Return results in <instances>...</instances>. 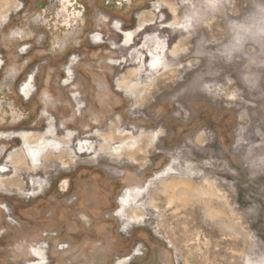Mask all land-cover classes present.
Listing matches in <instances>:
<instances>
[{"label": "rangeland", "instance_id": "obj_1", "mask_svg": "<svg viewBox=\"0 0 264 264\" xmlns=\"http://www.w3.org/2000/svg\"><path fill=\"white\" fill-rule=\"evenodd\" d=\"M47 129L0 187V264H264V0H0L1 178Z\"/></svg>", "mask_w": 264, "mask_h": 264}, {"label": "bare ground", "instance_id": "obj_2", "mask_svg": "<svg viewBox=\"0 0 264 264\" xmlns=\"http://www.w3.org/2000/svg\"><path fill=\"white\" fill-rule=\"evenodd\" d=\"M169 4V3H168ZM169 10L171 12V14H173V22L174 24L179 22L177 16H176V7L175 6H172L170 5L169 6ZM143 21L146 22V19L143 18ZM145 25V24H144ZM143 27V25L141 26V28ZM144 30V29H143ZM142 29L141 30H136V33L134 35H138L139 33H137V31H143ZM132 35V37L134 36L133 34H130V36ZM130 36H126V38H130ZM131 40H133V38H131ZM159 41H161V39H159L158 37L156 36H145L144 38V41H143V44H142V47H144V49H146L147 51V54L149 55V58H150V61L152 59V56H156L157 58H160L161 57V52H162V48H159L160 47V43ZM181 43V42H180ZM129 46V45H128ZM177 44L174 45L173 47V51H172V54H175L177 52V49L176 48ZM180 50V49H179ZM134 52V51H133ZM166 52L163 53V55H165ZM161 60V58L159 59V61ZM157 61V62H159ZM150 63V62H149ZM151 64V63H150ZM142 68V67H141ZM139 70V69H138ZM9 73V72H8ZM137 72H136V69L135 70H132L131 72H129V74H133L135 75ZM124 77V76H123ZM122 80V79H121ZM125 81V80H123ZM122 84V83H121ZM125 86V85H124ZM29 88L26 87V89L24 90L25 92H27ZM103 89V88H102ZM137 93H138V90L136 89ZM141 91H139V95L137 94V98L141 97L140 96V93ZM28 94V93H26ZM136 98V99H137ZM115 132L114 133H108L107 135L105 134H101V143H100V149H106L108 147V142H113L117 139H120V140H123V139H131L134 141L131 142V144L129 145L128 148H122L119 147V146H116V151L119 152L118 155H122V153L124 152V154H126L127 157H129L132 161H135L136 160V152L139 151V141L136 139V137H132L130 132L128 131H122V132H118L116 130H114ZM30 133V132H29ZM154 133L153 135H151L149 137V140H153L154 139ZM42 137H43V134H28V133H25L22 138L24 139H27L28 142L25 143V148H26V153L27 155H30L32 156V154L34 152H40V151H43L45 150V148H49L51 151H48L47 153V156H46V159L50 156H52V151H58V149H60L59 147V144L55 141V140H51L50 143L45 146V144L43 145V143H39L38 141L42 140ZM108 139V140H106ZM63 141L65 142L66 139L64 138ZM115 151V150H113ZM59 154V153H58ZM57 154V155H58ZM67 153L65 152V150H62L61 153H60V156L59 158H63ZM57 155L55 157H57ZM52 158V157H50ZM10 161L16 166V168H23V167H27V160H26V156L22 153L21 150H16L14 151L12 154H10V157H9ZM36 159V158H35ZM43 159V158H42ZM45 159V160H46ZM37 160H38V157H37ZM44 160V161H45ZM49 160V158L47 159V161ZM54 160V159H53ZM56 160V159H55ZM30 162V161H29ZM37 163V162H36ZM36 163H34L36 166ZM29 168V167H28ZM35 168V167H34ZM0 170H3V168H0ZM15 173V172H14ZM17 177L16 174H14L13 177H11V179ZM4 181L6 180H3L1 179L0 180V184L3 185L4 184ZM190 189V188H189ZM181 191V190H180ZM158 195V194H157ZM150 204L153 205L154 203V196L152 198H150ZM210 210V209H209ZM135 215V212H132V216L131 218H133Z\"/></svg>", "mask_w": 264, "mask_h": 264}, {"label": "flooded vegetation", "instance_id": "obj_3", "mask_svg": "<svg viewBox=\"0 0 264 264\" xmlns=\"http://www.w3.org/2000/svg\"><path fill=\"white\" fill-rule=\"evenodd\" d=\"M64 4L66 5V2H64ZM64 5V6H65ZM115 15H116V13H114ZM77 15V14H76ZM76 15L73 13V18H72V20L74 19L75 20V18H76ZM118 15V14H117ZM152 22L150 21V22H148L147 24H146V26L147 25H150ZM145 25H143V27L142 28H140L141 27V25L139 24H137V28L135 29V28H133V29H131V30H128V31H123V35H127L130 31L131 32H133L134 30H137V29H139V30H143V29H145V27H146ZM139 27V28H138ZM166 27V26H165ZM120 32H122V31H120ZM138 32V31H137ZM142 32V31H141ZM140 32V33H141ZM134 33H136L135 31H134ZM135 36H137V35H134V37H133V40H131L130 41V43H131V45L133 44V41H134V38H135ZM147 36V35H146ZM154 36V35H153ZM145 38V37H144ZM144 41V40H143ZM142 44H143V42H142ZM127 45V44H126ZM127 47H129L128 45H127ZM142 47V46H141ZM144 48V47H143ZM168 51V47H166V49H165V51L164 52H167ZM147 58H149V55H148V57ZM30 85V83H27L26 84V86H29ZM119 87V86H118ZM26 88L24 87V88H22V91H23V93L24 94H26V93H29V89L27 90V92H25L24 90H25ZM51 126H53L52 125V123L51 122H49V125H48V127H51ZM25 133H28V134H34V133H29V132H27V131H23V132H20V133H17V134H15V135H13L12 137H18L19 139H21V142H22V146L19 148V149H16V150H21L22 151V153L26 156V160H27V164H30L31 166H32V170H31V172L33 171V173L35 172V169H38L39 170V168H40V166L43 164V162H44V160L46 159V156H47V153H48V151H51L49 148H45V150H43V151H40L39 153L38 152H34L33 154H32V156H30V155H27V153H26V148H25V143L26 142H28L27 141V139H24V138H22V136L25 134ZM38 134H43V137H42V140H40V141H38L40 144L41 143H43V145L45 144V146H47L49 143H50V141L51 140H55L56 138H57V135L55 134V132H53V131H51L50 129H47V131L45 130L44 132H42V133H38ZM51 136V137H50ZM68 136V135H67ZM3 137H2V132H0V140L2 139ZM64 138H66V137H64ZM56 141V140H55ZM57 142V141H56ZM58 143V142H57ZM16 150H13V151H10L8 154H7V156H6V163H11V165L13 166V168H15L16 166L10 161V159H9V157H10V154H12L14 151H16ZM37 157H38V160H37ZM36 158V159H35ZM43 158V159H42ZM30 161V162H29ZM37 162V163H36ZM34 163H36V166H34L35 164ZM35 167V168H34ZM0 168H3V170H0V173L1 172H6V171H9V168L7 167V166H5V165H0ZM20 169H22V168H17V170H15V169H13V174H12V176L14 175V174H16V173H18L19 172V170ZM15 172V173H14ZM37 172V171H36ZM8 178H10V177H8ZM8 178H1V175H0V180L1 179H3V180H6V181H4V184L3 185H1L0 184V187H2V186H4V185H8V186H10V187H13V188H16L17 190H18V192H23V186H22V183H20V182H16V180H13V179H11V180H9ZM25 189V188H24ZM0 209L4 212V213H6V214H10V211H9V208H8V205H3L2 207H0ZM131 215H132V213H131ZM130 215V216H131ZM135 216V215H134ZM131 218V217H130ZM132 219H134V218H132ZM41 253H40V251L39 252H37V253H35V254H33L32 256H31V258H33V263L34 262H36V261H39V260H41L42 259V257H41Z\"/></svg>", "mask_w": 264, "mask_h": 264}]
</instances>
